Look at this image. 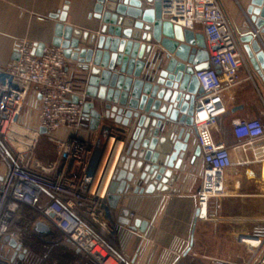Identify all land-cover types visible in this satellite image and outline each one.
Instances as JSON below:
<instances>
[{
    "label": "built area",
    "instance_id": "1",
    "mask_svg": "<svg viewBox=\"0 0 264 264\" xmlns=\"http://www.w3.org/2000/svg\"><path fill=\"white\" fill-rule=\"evenodd\" d=\"M163 2L174 23L188 29L196 23L204 27L211 66L196 73L204 94L197 99L193 120L202 167L197 217L210 220L216 217L219 200L228 195L226 171L234 164L231 149L264 160V121L235 119L233 145L214 138L219 118L227 112L223 91L242 80L240 69L248 63L239 35L221 0ZM14 53L18 59L0 67V264L31 263L30 237L51 242L58 232L63 245L96 264H123L125 259L111 242L107 215L108 189L126 142L125 127L102 118L96 130L90 128L83 108L93 99L70 72V60L61 47L19 39ZM90 67L80 64L82 73ZM45 135L55 143L58 158L40 164L36 151ZM119 142L122 148L107 180L109 162L101 165L105 157L111 161ZM25 208L30 213L23 214ZM24 216L29 223L22 225ZM129 217L132 220L134 214ZM39 222L50 232L38 231ZM236 239L248 250L247 258L215 256L208 264H264V227L239 233Z\"/></svg>",
    "mask_w": 264,
    "mask_h": 264
},
{
    "label": "water",
    "instance_id": "2",
    "mask_svg": "<svg viewBox=\"0 0 264 264\" xmlns=\"http://www.w3.org/2000/svg\"><path fill=\"white\" fill-rule=\"evenodd\" d=\"M68 8L66 3L51 14L58 20L52 44L63 49L67 60L91 64L85 95L93 101L85 103L84 118L92 130L102 118L124 127L134 125L109 185L110 208L117 209L129 190H169L176 179L174 170L182 167L191 146V135L197 134L193 115L204 89L196 73L211 66L205 35L170 20L163 0H96L93 16L102 21L100 35L66 24ZM247 13L256 30L264 32V0H250ZM242 41L248 42L249 60L262 75L264 50L257 33L250 32ZM18 57L15 53L13 59ZM200 154L197 146L192 161ZM130 213L120 208L118 222L145 231L147 222L132 223ZM36 228L50 232L42 222Z\"/></svg>",
    "mask_w": 264,
    "mask_h": 264
},
{
    "label": "crops",
    "instance_id": "3",
    "mask_svg": "<svg viewBox=\"0 0 264 264\" xmlns=\"http://www.w3.org/2000/svg\"><path fill=\"white\" fill-rule=\"evenodd\" d=\"M95 2L0 0V67L11 63L15 54L14 46L19 39L52 44L58 20L51 17V14L62 10L66 3L69 6L66 24L100 35L102 21L93 16ZM221 2L239 35L242 51L248 60L247 65L240 69L242 80L223 91L227 112L219 118L218 126L213 131L216 140L233 145L235 137L232 122L235 119L260 118L264 121V68L260 67L262 75L259 74L245 49L248 42L242 41L250 32L255 31L264 50V32L256 30L250 20L247 13L250 0ZM191 30L205 35L201 23H196ZM159 48L160 45L155 46V49ZM68 66L73 76L86 88L88 73L81 72L80 63L70 60ZM102 121L112 124L114 119L104 118ZM125 129V139L129 143L134 125ZM190 142L182 167L174 170L176 179L169 190L157 189L153 194H134L129 190L119 201L118 208L109 210L107 219L113 231L111 242L125 259L123 264H208L209 258L215 256L235 261L247 258L248 250L238 243L236 236L239 233H254L264 227V213L227 211L221 214V209H218L215 218L198 219L197 199L202 187V167L199 157L192 161L194 150L199 146L196 134L192 133ZM231 155L234 164L226 171V187L232 194L228 196L241 198L244 205L263 203L264 193L252 189L240 192V189L244 173L250 177V182H256V186L260 187L259 182H264V160H257L251 152L237 148L231 149ZM223 198L219 200L220 203ZM122 207L134 214L132 223L136 219L147 222L145 231L133 230L118 222ZM209 248H216L217 252L214 254Z\"/></svg>",
    "mask_w": 264,
    "mask_h": 264
},
{
    "label": "rangeland",
    "instance_id": "4",
    "mask_svg": "<svg viewBox=\"0 0 264 264\" xmlns=\"http://www.w3.org/2000/svg\"><path fill=\"white\" fill-rule=\"evenodd\" d=\"M57 158H58V150H57L55 143L53 141H51L48 136H46V135L43 136L40 140V143H39L37 151H36V160L40 164H46L49 161L56 160ZM249 178H248V175L246 173H244L243 178L241 179L242 188L240 189V192L252 189V190H254V192H258V193L263 194L264 193V191H263L264 182L260 181L259 183L261 185L259 184L260 185V187H259V186H256L257 185L256 182H253V183L250 182L249 180H251V179H249ZM227 192H228V195L232 194L228 190H227ZM239 194H241V193H239ZM226 200H228V201H226ZM219 209H221V214L227 213V211L228 212L230 211L233 213L238 212V211H239V213L241 211H245L246 213H251V214L257 213L258 214V213H264V202L263 203L261 202L259 205L258 204L257 205H244L242 203L241 198L240 199H234V198H231L228 196V197L223 198V200L220 203ZM260 210H262V211H260ZM25 213L26 214L30 213L28 208H25V210L23 211V214H25ZM28 220H29L28 217H25V219L23 221H21V224L23 225V224L29 223ZM209 251L213 252L215 254L217 252V249L216 248H209Z\"/></svg>",
    "mask_w": 264,
    "mask_h": 264
},
{
    "label": "trees",
    "instance_id": "5",
    "mask_svg": "<svg viewBox=\"0 0 264 264\" xmlns=\"http://www.w3.org/2000/svg\"><path fill=\"white\" fill-rule=\"evenodd\" d=\"M61 240V232H58L51 242H45L31 236L29 242L33 249L34 258L31 263L21 264H96L87 255L63 245ZM44 244L49 246L45 247Z\"/></svg>",
    "mask_w": 264,
    "mask_h": 264
},
{
    "label": "bare ground",
    "instance_id": "6",
    "mask_svg": "<svg viewBox=\"0 0 264 264\" xmlns=\"http://www.w3.org/2000/svg\"><path fill=\"white\" fill-rule=\"evenodd\" d=\"M110 146V145H109ZM109 147H107V149H108ZM121 148H122V143L121 142H119L118 144H117V147H116V149H115V153H114V156H113V158L111 159V161H109V159H106V157L104 158V160H103V162H102V165H101V168H102V166H104V164L106 163V165H107V163L109 162V167H108V171H107V180L109 179V177H110V174H111V172H112V170H113V167L115 166V164H116V162H117V158H118V156H119V154H120V151H121ZM106 155H107V151H106V153H105ZM105 155V156H106ZM121 155V154H120ZM106 180V181H107ZM112 263H114V262H112Z\"/></svg>",
    "mask_w": 264,
    "mask_h": 264
}]
</instances>
